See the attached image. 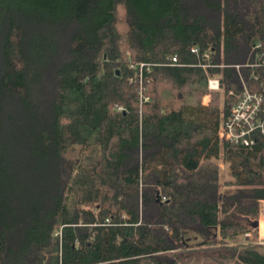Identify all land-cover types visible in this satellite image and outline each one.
Returning <instances> with one entry per match:
<instances>
[{
    "label": "trees",
    "instance_id": "1",
    "mask_svg": "<svg viewBox=\"0 0 264 264\" xmlns=\"http://www.w3.org/2000/svg\"><path fill=\"white\" fill-rule=\"evenodd\" d=\"M255 43L264 0H0V264H264V136L218 137Z\"/></svg>",
    "mask_w": 264,
    "mask_h": 264
},
{
    "label": "built area",
    "instance_id": "2",
    "mask_svg": "<svg viewBox=\"0 0 264 264\" xmlns=\"http://www.w3.org/2000/svg\"><path fill=\"white\" fill-rule=\"evenodd\" d=\"M260 47V43H255L248 62L236 65L239 87L230 88L228 91V96L233 98V104L218 129V137L221 141L251 146L257 143L259 135L264 136V53L260 51ZM192 51L198 55L201 53L198 46L193 47ZM201 57L206 60L202 66L208 75L209 91H220L223 87L220 78L209 73L210 67L219 66L211 63V50H205ZM174 61H177V58H174ZM210 97L205 101V105L209 104ZM258 232L259 241H263L260 221ZM245 235H250V232Z\"/></svg>",
    "mask_w": 264,
    "mask_h": 264
},
{
    "label": "rangeland",
    "instance_id": "3",
    "mask_svg": "<svg viewBox=\"0 0 264 264\" xmlns=\"http://www.w3.org/2000/svg\"><path fill=\"white\" fill-rule=\"evenodd\" d=\"M217 78H219L217 76ZM140 92V91H139ZM215 92V91H214ZM220 92H223V87L222 89L220 90ZM212 93L213 92H210L209 91V97L211 95V99H212ZM141 97H143V92L141 93ZM207 96V95H206ZM204 96L203 98V104L206 100H208L209 97H206ZM145 100V99H144ZM148 100V99H147ZM145 100V101H147ZM205 105V104H204ZM69 148V151H68V156L70 158H75L78 162V166L80 167L82 162H83V158L84 156L90 152V151H93L95 149L94 146H90V145H85V146H67ZM110 153L111 151L110 150H103V154H102V161H101V165L100 167L94 172V174L96 175H100L104 178V170L106 169L107 166H109V158H110ZM15 164L14 165H11V166H7V164L5 165V159H0V166L1 165H5V169L7 171H9V169L12 168V172L15 173L14 176L16 177H22L23 174H22V171H21V167L22 165L19 164L16 160L14 161ZM219 163H220V166L222 168V172H221V182L222 184L227 181V180H232V176L230 174V170L228 168V164L225 163L222 159L219 160ZM77 168V170L75 171V174H74V178L80 176L83 174V172L80 170V168ZM33 172H34V169H32V171H29V176L31 177L33 175ZM18 180V179H17ZM19 181V180H18ZM223 189H227L228 190V187L224 186L223 185ZM259 221L260 223L262 224V240L263 241H259V232H258V226H259ZM262 221V222H261ZM256 229V232L254 231ZM253 231L250 232V235H240L238 238L236 239H233L231 241V243L233 244H248V243H256V244H259L260 242H262V244H260L261 246V251L264 252V201H262L260 203V218L257 220V223H256V228H254ZM248 234V233H247ZM258 242V243H257Z\"/></svg>",
    "mask_w": 264,
    "mask_h": 264
},
{
    "label": "bare ground",
    "instance_id": "4",
    "mask_svg": "<svg viewBox=\"0 0 264 264\" xmlns=\"http://www.w3.org/2000/svg\"><path fill=\"white\" fill-rule=\"evenodd\" d=\"M247 62H248V61H247ZM247 62H246V63H247ZM244 64H245V63H244ZM236 68H237V67H236ZM210 96H211V95H210ZM206 97H209V95H207ZM204 104H205V102H204ZM163 199H166V198L164 197ZM261 222H262V221H261Z\"/></svg>",
    "mask_w": 264,
    "mask_h": 264
}]
</instances>
